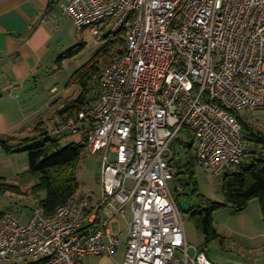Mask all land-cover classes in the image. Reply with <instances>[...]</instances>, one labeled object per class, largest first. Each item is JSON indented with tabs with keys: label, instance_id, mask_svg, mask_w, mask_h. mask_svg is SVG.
<instances>
[{
	"label": "built area",
	"instance_id": "built-area-1",
	"mask_svg": "<svg viewBox=\"0 0 264 264\" xmlns=\"http://www.w3.org/2000/svg\"><path fill=\"white\" fill-rule=\"evenodd\" d=\"M57 1L80 32H126L97 101L50 129L102 152L100 191L52 216L37 206L26 224L6 215L0 262L83 264L114 256L126 234L123 264H215L188 243L170 187L184 163L173 144L186 131L196 166L215 176L244 161L235 114L264 109V0ZM128 208L132 219L115 233Z\"/></svg>",
	"mask_w": 264,
	"mask_h": 264
},
{
	"label": "rangeland",
	"instance_id": "rangeland-1",
	"mask_svg": "<svg viewBox=\"0 0 264 264\" xmlns=\"http://www.w3.org/2000/svg\"><path fill=\"white\" fill-rule=\"evenodd\" d=\"M67 28L68 31L63 38L64 42L61 44L62 53H64L61 56L65 57L63 59L64 64L61 69H59L60 66H55V75L57 76L49 75L43 83H38L37 86L35 83L27 86L24 91L20 92V97H18L19 93L17 92L15 95L17 99L12 102L10 100L7 106H3L2 110L4 112L7 110L19 117L10 122L12 131L10 134H7V137H11L9 135L12 133H18L19 135L21 132L26 131L24 129H28L29 126H32L33 130L31 132L28 131L27 135H31L28 137L36 135L34 129L39 123V113L37 112L46 111V108H42V100L50 95L54 85L58 87L59 94L66 102L78 98L81 94V88L71 83V78L77 70L97 58L106 41L93 37L88 31H77L72 22L68 23ZM78 47L79 49L73 56L66 57L69 52ZM59 58H57V61H59ZM102 67L104 66L102 65ZM21 103L22 105H17ZM239 115L246 122L253 124L260 132L264 133V109L252 113L242 111ZM22 117L24 119L26 117L27 122L20 124L13 131L17 123L15 121ZM57 120V113L51 114L50 120L46 121V126L52 128ZM25 126L26 128H23ZM243 133L247 134V131L244 129ZM76 139H80L79 136L68 135L69 141ZM189 144H192V139L186 131H183L174 142L173 149L185 157L186 145ZM248 151L250 150L248 149ZM261 151L264 152V145L261 146ZM0 153V184L6 183L19 186L23 192L22 194L12 191L5 192L0 187V212L12 215L20 223L26 224L29 222L37 201L31 195V188L36 183V179L29 172L28 154L17 153L8 155L1 148ZM111 159H115L114 154L111 155ZM101 162L102 152L93 154L86 149L84 159L77 171V179L80 185L79 194L99 193ZM235 169L236 167H233L231 171ZM193 175L196 184L189 183V175H181L180 180L175 179L170 182V187L174 191L175 199L184 219L188 243L192 247L204 248L208 258L216 264H264V220L259 201L257 199L253 200L250 206L243 212H238L230 207L217 211L214 214L215 227H217L223 240L220 239L208 243L206 237L199 233L198 227L191 219L188 211L191 207L202 204L203 198L219 203L225 202V197L222 193L224 174L215 176L205 168L196 166L193 170ZM176 182L180 184L179 187H175ZM187 182L189 185H186ZM41 196L44 197L45 194H41ZM131 219L132 212L128 208L127 220H121V227L124 230ZM114 231L115 233L119 232L118 225H114ZM122 241L126 245V235L123 236ZM124 253L125 248L123 246L119 250V254L110 259L109 263L102 261L104 259L100 257H91L85 260V264H122Z\"/></svg>",
	"mask_w": 264,
	"mask_h": 264
},
{
	"label": "trees",
	"instance_id": "trees-1",
	"mask_svg": "<svg viewBox=\"0 0 264 264\" xmlns=\"http://www.w3.org/2000/svg\"><path fill=\"white\" fill-rule=\"evenodd\" d=\"M102 40H105L106 44L97 58L73 74L71 83L81 88V94L78 98L66 102L57 111L58 120L54 126L62 122L66 114H74L97 101L103 69L123 52L126 32H120L115 36L106 34ZM78 49L79 47L72 50L66 57L73 56ZM235 115L241 123L242 130L247 131V134L244 133L245 142L253 146L249 148L250 151H246L244 161L235 166L234 171L229 170L224 174L222 193L225 202L219 203L203 198L202 204L193 206L188 211L199 233L206 237L208 243L223 240L215 227L214 214L217 211L230 207L243 212L252 200L257 199L264 220V152L261 151V146L264 145V133L253 124L246 122L239 113ZM50 129L45 122L40 121L34 129L36 135L25 138L5 137V140L1 141L2 150L8 155L28 154L29 172L36 179V183L31 188V195L37 200L34 208L44 206L48 216L54 215L69 199L80 195L77 171L87 149L81 138L77 141H69L68 134L53 135ZM191 139L192 144L186 145L185 157L180 154L184 163L176 179L180 180L181 175H189V183L196 184L193 175L196 167L194 140ZM189 183L187 182L186 185ZM0 187L5 192L23 193L19 186L5 183L0 184ZM41 194L45 196L42 197ZM6 215L9 214L0 212V221ZM200 250L206 253L204 248Z\"/></svg>",
	"mask_w": 264,
	"mask_h": 264
},
{
	"label": "crops",
	"instance_id": "crops-1",
	"mask_svg": "<svg viewBox=\"0 0 264 264\" xmlns=\"http://www.w3.org/2000/svg\"><path fill=\"white\" fill-rule=\"evenodd\" d=\"M69 21L77 29L74 21L63 11L57 0H0V138H5L8 136L7 134L11 133L10 122L19 118L15 113L12 114L7 110L4 112L2 110L3 106H7L10 100L11 102L16 100L17 96L15 95L17 92L19 93L18 97H20V92L24 91L27 86H31L33 83L37 86L38 83H43L49 75L56 77V65L60 66L59 69L62 68L65 57L61 56V54H64L62 53L61 44L64 42L63 38L68 31ZM57 58H59V61H57ZM54 86L50 95L42 100V108H46V111L37 112L39 113V122L46 123L47 120L49 121L51 114L57 113L66 103L59 94L58 87ZM7 94L9 97L6 96ZM17 105H22V103ZM15 122L17 123L13 131L20 124L27 122V119L22 117ZM23 128H26V126ZM24 130L26 131L21 132L19 135L18 133H12L9 136L20 138L31 136L27 134L28 131L33 130L32 126ZM77 140L79 139L74 141ZM248 145L250 146L247 151L253 146ZM0 148L2 149L1 146ZM121 220L126 221L127 218H120L119 222L115 224L118 225L119 232L120 230H126L121 227ZM123 246L126 253L127 242L126 245L123 243L121 247ZM119 250L114 256L91 257H100L104 259L102 261L109 263L110 259L119 254ZM91 257L84 258L82 263L85 264V260ZM0 264L13 263L5 261L0 262ZM21 264L31 263L24 262Z\"/></svg>",
	"mask_w": 264,
	"mask_h": 264
},
{
	"label": "water",
	"instance_id": "water-1",
	"mask_svg": "<svg viewBox=\"0 0 264 264\" xmlns=\"http://www.w3.org/2000/svg\"><path fill=\"white\" fill-rule=\"evenodd\" d=\"M0 140H1V141H4V140H5V138H4V137H1V138H0Z\"/></svg>",
	"mask_w": 264,
	"mask_h": 264
}]
</instances>
